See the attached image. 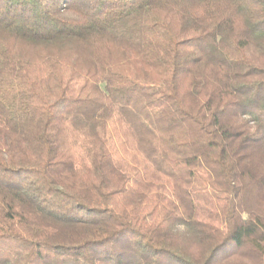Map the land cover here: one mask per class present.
Masks as SVG:
<instances>
[{
	"label": "trees",
	"instance_id": "16d2710c",
	"mask_svg": "<svg viewBox=\"0 0 264 264\" xmlns=\"http://www.w3.org/2000/svg\"><path fill=\"white\" fill-rule=\"evenodd\" d=\"M0 264H264V0H0Z\"/></svg>",
	"mask_w": 264,
	"mask_h": 264
}]
</instances>
